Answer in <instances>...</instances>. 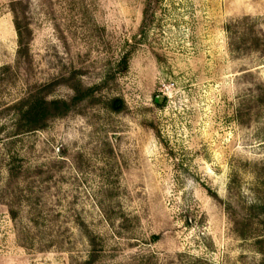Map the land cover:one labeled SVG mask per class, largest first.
<instances>
[{
	"label": "rangeland",
	"instance_id": "obj_1",
	"mask_svg": "<svg viewBox=\"0 0 264 264\" xmlns=\"http://www.w3.org/2000/svg\"><path fill=\"white\" fill-rule=\"evenodd\" d=\"M149 4L0 0V264H264L233 224L264 196V0Z\"/></svg>",
	"mask_w": 264,
	"mask_h": 264
},
{
	"label": "trees",
	"instance_id": "obj_2",
	"mask_svg": "<svg viewBox=\"0 0 264 264\" xmlns=\"http://www.w3.org/2000/svg\"><path fill=\"white\" fill-rule=\"evenodd\" d=\"M148 0V6L144 10L145 14L148 13L150 2ZM14 1L12 2V4ZM14 13V27L18 35V54L22 55L27 51V44L24 41L25 30L27 27L23 26L19 20V16L15 8H12ZM259 35H254L251 41L252 48L260 47ZM129 61V54H124L122 58V64L124 68H127ZM74 95L69 100L65 99H47L42 95L30 96L27 99L21 101L19 106V119L16 123L15 134H21L23 132H30L37 128L46 126L49 119L66 115L71 110L77 108L84 100L91 98L94 95L96 87H83L77 84L73 87ZM109 108L115 112L120 111L124 107V102L120 98H114L109 103ZM258 178L262 191L264 193V171L258 172ZM254 218H256L258 230L254 229ZM238 235L242 238L252 237L254 238V248L261 253L264 258V196L260 197L257 203L251 204L247 208L246 217L237 220H233Z\"/></svg>",
	"mask_w": 264,
	"mask_h": 264
}]
</instances>
